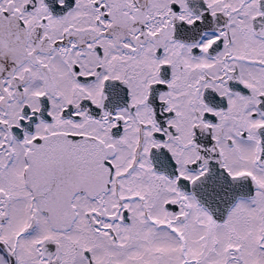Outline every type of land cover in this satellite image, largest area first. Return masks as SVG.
Wrapping results in <instances>:
<instances>
[{
    "label": "snow or ice",
    "instance_id": "6c2138e0",
    "mask_svg": "<svg viewBox=\"0 0 264 264\" xmlns=\"http://www.w3.org/2000/svg\"><path fill=\"white\" fill-rule=\"evenodd\" d=\"M0 264H264V0H0Z\"/></svg>",
    "mask_w": 264,
    "mask_h": 264
}]
</instances>
